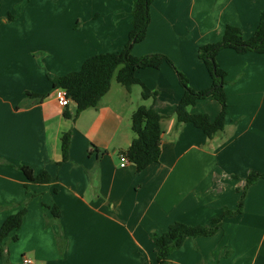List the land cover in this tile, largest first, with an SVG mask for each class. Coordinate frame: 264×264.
Here are the masks:
<instances>
[{"label":"crops","instance_id":"0c3cea01","mask_svg":"<svg viewBox=\"0 0 264 264\" xmlns=\"http://www.w3.org/2000/svg\"><path fill=\"white\" fill-rule=\"evenodd\" d=\"M263 8L264 0H154L146 36L131 52L166 55L192 88L204 89L211 78L198 47L220 40L227 24L248 38ZM131 9L132 0H0V226L26 209L20 227L0 242L8 261L0 255V264H23V256L34 264H157L151 231L161 234L175 221L209 225L222 208H237L251 170L264 174V52L217 53L228 107L224 129L211 138L192 123L175 126L183 88L165 62L136 72L150 90H161L154 100H144L139 85L126 90L115 73L96 107L74 118L71 97L68 106L59 103L49 78L121 50ZM26 91L47 96L28 105ZM141 100L163 118L159 159L137 171L129 161L121 166L119 155L134 136L131 115ZM220 109L211 98L189 107L211 119ZM20 164L52 180L32 183ZM199 263L264 264V178L247 188L240 213L212 235L186 239L167 262Z\"/></svg>","mask_w":264,"mask_h":264},{"label":"trees","instance_id":"16d2710c","mask_svg":"<svg viewBox=\"0 0 264 264\" xmlns=\"http://www.w3.org/2000/svg\"><path fill=\"white\" fill-rule=\"evenodd\" d=\"M154 0H132L131 29L124 47L116 52L98 53L86 58L78 70L66 74L49 78L52 89L63 88L67 91L71 99L76 103L74 118L89 107H96L100 98L108 91L112 76L116 73L117 81L126 90H130L133 85L141 87V97L146 100H154L160 89L150 90L136 75L139 69L152 67L159 68L162 63H167L176 73L178 81L183 88V95L175 107V126L183 123H192L200 128L207 137L211 138L216 133L222 131L225 126V115L228 107L226 92V71L220 67L216 61L217 53L222 49H233L238 53L264 52V8L260 12L259 22L253 33L244 38L239 27L227 24L224 28L220 40L202 44L198 47V57L204 62L211 78V84L204 89H194L190 86L188 78L179 71L172 60L162 53H152L143 56L132 54V47L142 41L146 36V31L150 22V4ZM9 19H14L12 14ZM170 92V89H164ZM26 97L31 99L32 104L47 96V93L25 92ZM211 98L218 101L221 109L214 119L206 113H191L189 107L198 100ZM68 117L69 113L64 112ZM163 116L155 111L151 106L139 105L131 115V129L133 138L130 145L122 152L128 161L133 163L137 171L143 170L149 164L157 162L160 156L161 144V120ZM69 134H66L61 144V162L68 157ZM18 168L23 172L26 179L32 183H49L52 180L50 175L44 173L34 174L32 168L26 164H20ZM259 178H264L263 173L251 170L244 179V186L239 195L237 208L231 210L222 208L221 212L213 217L209 225H187L183 222L175 221L171 223L167 230L161 234L151 231L150 236L156 246L157 264H167L168 256L179 248L186 239L198 236H208L217 232L223 219L240 213L243 208V200L247 188L255 183ZM27 189L28 184H25ZM51 212L55 218H59L60 211L56 205H52ZM26 209L22 208L5 218L0 226V242L17 230L23 220ZM16 239V236H13ZM56 242L60 252L64 248V240L61 234H57ZM0 255L4 262L7 261V250L3 244L0 245ZM226 256L228 253L225 254ZM145 264V263H144ZM201 264V263H199Z\"/></svg>","mask_w":264,"mask_h":264},{"label":"built area","instance_id":"2783aa9c","mask_svg":"<svg viewBox=\"0 0 264 264\" xmlns=\"http://www.w3.org/2000/svg\"><path fill=\"white\" fill-rule=\"evenodd\" d=\"M56 96H57V99H58L59 103L62 106H68L69 105L70 98H69V95H68V93H67V91L65 89L58 88L57 92H56ZM119 160H120V165L121 166H124L128 162V158H127V156L124 153H120ZM22 263L23 264H34V261L30 257L23 256L22 257Z\"/></svg>","mask_w":264,"mask_h":264},{"label":"rangeland","instance_id":"374dc122","mask_svg":"<svg viewBox=\"0 0 264 264\" xmlns=\"http://www.w3.org/2000/svg\"><path fill=\"white\" fill-rule=\"evenodd\" d=\"M134 86H137V85H134ZM135 88H139V86H137V87H135ZM138 90V89H137ZM140 90V89H139ZM136 97V93L134 92L133 93V98H135ZM141 102L143 103V101L141 100ZM142 105V104H141ZM143 105H146V103H143Z\"/></svg>","mask_w":264,"mask_h":264}]
</instances>
